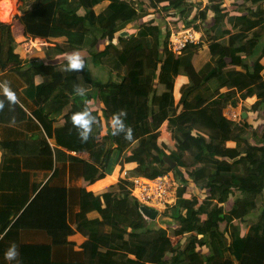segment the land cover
<instances>
[{"label": "trees", "instance_id": "1", "mask_svg": "<svg viewBox=\"0 0 264 264\" xmlns=\"http://www.w3.org/2000/svg\"><path fill=\"white\" fill-rule=\"evenodd\" d=\"M19 1L20 11L26 12L53 0ZM200 1L205 3L198 18L192 11ZM223 4L228 10L222 11ZM240 5L233 6L232 0H65L54 24L82 32L83 43L56 42L43 51L47 61L32 67L30 80L23 84L18 74L15 87L6 81L17 95L15 104L0 94V264H17L4 259L12 243L18 247V264H82L52 258L53 246L68 244L73 233L66 188L52 184L63 158L78 168L84 184L76 224L97 223L88 219L91 211L111 214L113 225L123 229L117 238L127 244L135 264H264V118L256 125L261 136L254 142L247 132L250 113L264 110V0ZM162 14L176 17L183 29L198 31L200 43L178 56L170 52L168 26L164 34L155 17ZM138 38H149L151 51L138 54L139 69L128 70L127 86L125 76L105 69L101 59L110 47L125 49ZM73 52L84 58L85 67L65 71V57ZM123 54L125 59L130 53ZM89 64L105 69L106 77L94 75ZM236 67L243 72L230 76ZM35 74L49 81L35 83ZM178 76L187 81L175 90ZM76 87H83L86 96H78ZM94 98L103 101L100 109L88 106ZM240 103L246 116L240 122L228 120L223 109ZM66 105L72 107L56 129L55 117ZM83 108L96 117L86 142L70 119ZM121 110L132 140L123 132L112 135L111 118ZM164 122L174 141L169 151L158 144ZM70 152H85L89 158ZM165 158L175 162L174 168ZM115 165L121 170L129 165V173L148 178L169 174L179 185L175 202L163 213L173 224L171 235L179 236L175 243L167 228L148 225L127 178L121 176L100 196L85 189ZM34 171L51 175L43 184L33 182ZM189 185L203 197H184ZM21 228L48 231L50 243H20Z\"/></svg>", "mask_w": 264, "mask_h": 264}, {"label": "crops", "instance_id": "2", "mask_svg": "<svg viewBox=\"0 0 264 264\" xmlns=\"http://www.w3.org/2000/svg\"><path fill=\"white\" fill-rule=\"evenodd\" d=\"M11 1L12 4L10 3V5H13V10L11 12L10 25H0V77H4L5 81H9L8 83L11 84L12 87H15L17 85L16 77H20L19 75H21L20 78L24 84L25 80H30L32 67L38 64V62L47 61L43 52L45 49L56 42L82 44L84 41V34L79 31L59 28L54 24L56 12L64 6L65 0H53L35 9H28L26 12L20 11V7L23 6L21 1ZM221 9L222 11H226L228 10V7L226 4H223ZM262 37H264V32ZM150 45L151 41L149 38H138L130 43L125 49H114L113 47H110L108 50L109 53L105 57H102V63L104 66L107 64L109 67L108 69L124 75V84L128 86L130 84V78L127 75L128 70L139 69L138 54H149L151 51L149 47ZM125 51L130 54L125 56L124 59L123 52ZM108 62L111 66H109ZM248 62H250V60H248ZM261 62L264 64V55L261 58ZM15 70L17 72H15ZM242 72V67H236V70L230 73V76ZM32 81L35 83H47L49 80L48 77L35 74L33 75ZM186 81L185 77L178 76L175 80V90ZM225 90L226 89H224V91ZM93 101H95L96 107H98L97 103H100V106L98 107L99 109L103 106V101L94 98L87 103L89 107L92 108L90 103ZM70 106L71 105H66L61 111L62 113H60V115L57 114L55 117L56 121L54 126H56V129L62 127V114L69 109ZM228 107L229 106L224 108L223 111ZM230 107L237 111L240 110L241 113L244 112L241 103L236 107ZM25 111L27 110L25 109ZM166 124L164 122L160 127L158 144L169 146L172 138L170 133L166 130ZM70 154L78 156L84 160L89 158V154L85 152H70ZM1 155L2 151L0 150V162ZM57 166L59 167V174L52 184L66 188L68 206L67 215L73 233L68 238V244L53 246V260L59 262L81 260L82 264H98L99 262L135 264L134 256L126 251L127 244L121 242L117 238L118 234L123 232V229L113 225L111 214H99L96 211H91L87 214V217L92 220L96 219L97 223L76 224L80 188L83 187L84 184L80 175L77 173L78 168L76 166L72 167V165L69 167L67 159H60ZM128 168L129 165H125L123 170H127ZM121 169L122 167L120 165H115L110 174H106L103 178L85 185V189L93 192L95 196H100L103 192L117 184L121 177ZM50 175L51 173L45 174L43 171H34L30 179L33 182H42L43 184L50 178ZM194 192L197 194L198 190H195ZM184 197L190 198L191 196L186 192ZM146 220H148L149 225L152 228L168 227L167 230L170 234L173 224L168 217L164 216V214L163 216L157 214L154 220L148 218ZM150 223H155V225ZM245 226L246 224L244 223L242 225V230L245 229ZM49 235L50 233L46 230L21 228L18 231V240L20 243L46 244L50 243ZM170 238L172 242L175 243L179 236H172L170 234Z\"/></svg>", "mask_w": 264, "mask_h": 264}, {"label": "built area", "instance_id": "3", "mask_svg": "<svg viewBox=\"0 0 264 264\" xmlns=\"http://www.w3.org/2000/svg\"><path fill=\"white\" fill-rule=\"evenodd\" d=\"M8 1L12 4L11 0H5V4L0 2V17L2 21L0 25L10 23L13 5L9 6ZM173 21L177 22V18L175 17ZM167 25L169 29L167 48L174 55H181L184 48L188 45H197L200 43V33L194 28L188 27L183 29L179 23V26L175 27L171 22H168ZM223 115L228 120L235 122H240L242 118L241 111H237L230 106ZM121 176L130 181L131 195L139 203L140 207L144 206L155 210L157 214L164 213L177 198L176 192L179 185L175 183L169 174L155 178H148L141 175H133L130 177L128 176L127 170H122Z\"/></svg>", "mask_w": 264, "mask_h": 264}, {"label": "clouds", "instance_id": "4", "mask_svg": "<svg viewBox=\"0 0 264 264\" xmlns=\"http://www.w3.org/2000/svg\"><path fill=\"white\" fill-rule=\"evenodd\" d=\"M66 67L65 71L74 72L84 69L85 60L78 53L73 52L65 57ZM75 93L80 96H86V90L83 87H76ZM0 94L7 100L9 104H15L17 102V95L15 91L9 86L6 81L0 82ZM4 106V100H0V108ZM126 113L121 110L118 113L113 114L110 121V128L112 135H118L124 133L128 140H132V130L124 123V117ZM72 126L76 129L77 134L82 142H86L89 139L90 134L93 131V125L96 122V117L91 110L83 108L79 111L72 113L71 115ZM19 251L15 243H12L4 252V259L11 262L17 261L18 264Z\"/></svg>", "mask_w": 264, "mask_h": 264}, {"label": "rangeland", "instance_id": "5", "mask_svg": "<svg viewBox=\"0 0 264 264\" xmlns=\"http://www.w3.org/2000/svg\"><path fill=\"white\" fill-rule=\"evenodd\" d=\"M198 2V1H197ZM196 2V3H197ZM204 3H205V1H204ZM204 3H201V1L198 3V4H196L195 5V8L193 9V11H192V13H194V14H196V16H198V18H199V15L201 14V12H200V10L204 7ZM240 5V8H242V0H232V5L233 6H236V5ZM227 5V4H226ZM9 6H12V5H10V2H9ZM224 8V7H223ZM231 8V7H230ZM229 8V9H230ZM161 13H163V12H161ZM160 13V14H161ZM173 12L172 11H170V13L169 14H172ZM162 15H164V17H161V16H158V15H156L155 17H156V19H157V22L160 24V26H161V28H162V31H163V33L164 34H166V28H167V23L168 22H171V24L173 25L174 24V22H175V24L176 25H174V26H179L178 25V22H176V21H173V19L175 18L174 16H172V15H165V14H162ZM193 16V15H192ZM211 16V14H209V17ZM0 20H1V17H0ZM229 26V25H228ZM230 27V26H229ZM163 36V35H162ZM263 36V35H262ZM161 39H162V37H161ZM261 41H262V44H264V37H261ZM103 44H105V41H104V43H102V45ZM100 48H102V46H99ZM247 63V62H246ZM249 63V65H250V63L251 62H248ZM106 64V63H105ZM108 64H109V62H108ZM90 66H91V64H89ZM106 67H105V69L107 68H109L108 67V65L106 64L105 65ZM109 66H111V64H109ZM91 68V70L93 69V74L94 75H96V76H99V77H101L102 79H104L105 77H106V70L105 69H99V68H97V67H90ZM113 72V74H115V72L116 71H112ZM121 75V74H120ZM158 86H161V85H158ZM177 96V95H176ZM91 105L90 106H92V107H95V101H93V102H91L90 103ZM98 104V107L100 106V103H97ZM225 111V113H226V110H224ZM224 111H223V114H224ZM256 111H258L256 114H251L250 113V115H251V119H250V121L252 122V128L250 129V130H248L247 132H248V138L250 139V141L251 142H254V137L255 136H257V137H260L261 136V131H260V128H258L259 126H257L256 127V125H258L259 123H261V121H263V118H264V110L263 109H259V110H256ZM165 124H166V122H165ZM167 125V124H166ZM159 135H160V131H159ZM167 146V145H166ZM167 148H168V151L169 150H171V148H174V143H173V141L171 140V144L169 145V146H167ZM111 165V164H110ZM128 176H133V174H131V173H129L128 172ZM195 188H192V185H189V187H187V194L189 195V196H192L193 194H196L195 192ZM197 196H200V197H203V195H202V193H199V191H198V193H197ZM161 216H163V213H161ZM155 219V218H154ZM154 219H152V220H154ZM161 220V219H160ZM150 224H153V225H155V223H150ZM148 225H149V222H148ZM150 226V225H149ZM166 228H168V227H166ZM170 234H171V232H170Z\"/></svg>", "mask_w": 264, "mask_h": 264}, {"label": "water", "instance_id": "6", "mask_svg": "<svg viewBox=\"0 0 264 264\" xmlns=\"http://www.w3.org/2000/svg\"><path fill=\"white\" fill-rule=\"evenodd\" d=\"M242 116L245 117V112L242 113ZM165 161L170 164L171 169L174 168L175 162L171 161L169 158H165ZM140 212L148 219H154L157 215V212L155 210H152L150 208L141 206Z\"/></svg>", "mask_w": 264, "mask_h": 264}]
</instances>
